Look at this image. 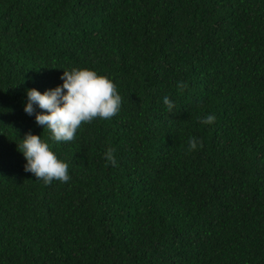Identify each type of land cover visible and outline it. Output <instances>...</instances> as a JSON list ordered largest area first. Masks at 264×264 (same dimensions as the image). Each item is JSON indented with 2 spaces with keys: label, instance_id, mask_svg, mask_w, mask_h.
Returning <instances> with one entry per match:
<instances>
[{
  "label": "trees",
  "instance_id": "obj_1",
  "mask_svg": "<svg viewBox=\"0 0 264 264\" xmlns=\"http://www.w3.org/2000/svg\"><path fill=\"white\" fill-rule=\"evenodd\" d=\"M73 67L122 103L57 142L25 91ZM29 131L67 182L24 170ZM0 264H264V0H0Z\"/></svg>",
  "mask_w": 264,
  "mask_h": 264
},
{
  "label": "clouds",
  "instance_id": "obj_2",
  "mask_svg": "<svg viewBox=\"0 0 264 264\" xmlns=\"http://www.w3.org/2000/svg\"><path fill=\"white\" fill-rule=\"evenodd\" d=\"M61 84L43 92L35 87L25 91L26 102L23 111L28 116H34L35 123L51 132L50 140L57 142L72 141L82 123L91 122L96 118L109 119L120 110L122 98L113 80L99 75L90 68H71L64 70L60 76ZM163 103L169 110L173 102L167 95ZM212 114L203 118L202 123H214ZM202 146L198 138L190 137L188 148L194 151ZM26 163L24 170L32 173L44 183H51L54 179L67 182L70 179L68 163L60 159L51 149L49 141L41 135L27 132L17 145ZM115 149L108 147L104 153L111 164L116 163Z\"/></svg>",
  "mask_w": 264,
  "mask_h": 264
}]
</instances>
